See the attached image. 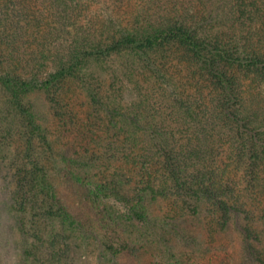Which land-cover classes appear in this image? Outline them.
I'll list each match as a JSON object with an SVG mask.
<instances>
[{
	"label": "trees",
	"instance_id": "1",
	"mask_svg": "<svg viewBox=\"0 0 264 264\" xmlns=\"http://www.w3.org/2000/svg\"><path fill=\"white\" fill-rule=\"evenodd\" d=\"M46 1L0 0V101L21 120L10 199L34 238L24 259L73 264L81 229L54 182L69 177L92 204L126 205L107 217L121 232L98 240L109 260L203 213L210 236L237 224L242 264H264V0ZM11 15L35 25L30 68L1 47Z\"/></svg>",
	"mask_w": 264,
	"mask_h": 264
},
{
	"label": "rangeland",
	"instance_id": "2",
	"mask_svg": "<svg viewBox=\"0 0 264 264\" xmlns=\"http://www.w3.org/2000/svg\"><path fill=\"white\" fill-rule=\"evenodd\" d=\"M39 4L47 2L38 0ZM37 2V1H36ZM44 15L47 12L43 9ZM31 14V12H30ZM8 22L10 27H14V32L9 37L7 44H2L7 57L19 56L22 58L21 64L28 66L27 60L32 57V49H36L35 25L22 23L19 25L18 16L11 15ZM17 17V18H16ZM43 17V16H42ZM45 18V17H44ZM46 19V18H45ZM12 61V60H11ZM11 61L8 63H11ZM7 63V65H8ZM117 64V61L115 65ZM49 68L51 65H46ZM103 73L102 69H97ZM29 99L33 105L36 119L43 124H50V113L48 104L44 95L39 92L32 93ZM2 120H0V264H30L29 260L24 259V249L32 246L33 237L31 233L29 220L23 218V214L11 204V192L15 187V175L19 165L18 156L22 145L17 140V134L14 129L16 125L21 124L19 118L12 116L10 108L5 102L0 101ZM1 111V110H0ZM65 148L66 146L63 145ZM16 155V156H15ZM19 164V163H18ZM59 196L69 206L70 212L76 217L79 223V229L73 233L74 237H69L74 245L72 251L73 264H242V242L238 234L237 224L231 222L228 231L218 236L208 235L207 230L200 220L204 221L202 213L201 219L189 217L178 225V230L157 228L159 236L156 242L151 244L148 252L133 255L122 253L116 257H106L99 246L100 236L104 233L121 232L116 227L112 219L107 217L122 215L126 210L123 201L113 196L101 197L99 202L90 203L84 196V191L77 186L69 177L55 178ZM261 208L255 205L256 226L260 227L259 215ZM153 212L159 214L153 207ZM206 213V212H204ZM25 221L28 240L19 229V219ZM242 222V218H240ZM55 224H47L43 237H47V231H52ZM59 227L55 225L53 228ZM128 229H130L128 227ZM72 245V246H73ZM264 257V242L260 246ZM159 254L161 257L156 258Z\"/></svg>",
	"mask_w": 264,
	"mask_h": 264
}]
</instances>
